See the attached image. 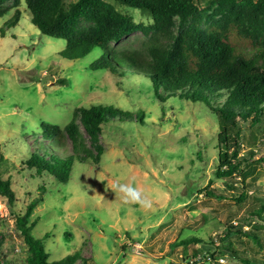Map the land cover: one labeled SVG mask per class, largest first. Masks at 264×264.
Instances as JSON below:
<instances>
[{"label":"rangeland","instance_id":"rangeland-1","mask_svg":"<svg viewBox=\"0 0 264 264\" xmlns=\"http://www.w3.org/2000/svg\"><path fill=\"white\" fill-rule=\"evenodd\" d=\"M104 1L138 24H153L149 13ZM215 1L200 0V7L209 10ZM4 8L0 156L15 201L0 196V264H30L15 221L41 198L31 217L36 222L32 234L44 243L50 263L77 255L73 264H211L208 257L215 255L227 264H264V219L251 217L252 210L264 205V164L258 161L264 147L251 158L245 182L217 180L219 121L204 104L179 97L161 102L147 79L95 69L103 54L99 48L80 60L64 59L66 41L43 35L23 0ZM17 12L20 21L10 26ZM149 39L139 31L117 47L142 49ZM91 106L134 114L133 120L102 125L98 163L76 162L66 183L24 165L38 142L50 145L38 132L42 122L64 128L77 109ZM77 124L83 145L96 156L89 135L79 120ZM258 138L264 136L246 131L241 154ZM66 142V152L52 149L73 154L72 141ZM210 181L214 195L224 199L201 192ZM241 194L245 198L238 201ZM242 223L248 226L242 232L255 233L258 241L237 233ZM191 238L200 242L178 245Z\"/></svg>","mask_w":264,"mask_h":264},{"label":"trees","instance_id":"trees-1","mask_svg":"<svg viewBox=\"0 0 264 264\" xmlns=\"http://www.w3.org/2000/svg\"><path fill=\"white\" fill-rule=\"evenodd\" d=\"M10 1L20 2L0 0V16L6 14L4 7ZM23 1L32 24L43 35L66 41L64 59L80 60L99 48L103 54L94 62L95 69L147 79L161 102L179 97L204 104L219 121L216 179L227 185L230 180L245 182L251 158L264 147V138H258L248 143L246 155L241 154L246 131H257L264 136V0H216L212 8L204 11L200 0H115L120 6L149 13L153 19L149 26L136 23L132 16L104 0ZM19 21L20 12H17L9 25L16 26ZM139 31L150 36L142 49L117 47ZM133 117V113L113 106H91L77 109L64 128L42 122L38 132L50 145L38 142L24 165L39 176L48 174L66 183L76 162L92 159L99 162L103 155L99 145L103 124L130 121ZM78 120L89 135L96 156L83 145ZM67 139L72 141L73 154L63 155L52 149L55 146L66 152ZM3 160L0 156V196L13 203L15 193L11 179H4ZM258 161L264 164V158ZM212 183L210 181L208 188L201 191L208 198L215 196ZM244 198L241 194L237 199ZM41 202L42 198L31 202L15 223L28 245L29 263L56 264L49 262L50 255L44 243L32 234L36 222H31V217ZM251 217L264 219V205L252 210ZM243 227L248 226L242 223L237 233L258 241L255 233L242 232ZM229 234L228 230L226 237ZM193 242L200 240L191 238L178 245ZM75 256L70 255L59 264H73Z\"/></svg>","mask_w":264,"mask_h":264},{"label":"built area","instance_id":"built-area-1","mask_svg":"<svg viewBox=\"0 0 264 264\" xmlns=\"http://www.w3.org/2000/svg\"><path fill=\"white\" fill-rule=\"evenodd\" d=\"M208 260L211 262V264H227V261L223 257L218 258L209 255Z\"/></svg>","mask_w":264,"mask_h":264},{"label":"clouds","instance_id":"clouds-1","mask_svg":"<svg viewBox=\"0 0 264 264\" xmlns=\"http://www.w3.org/2000/svg\"><path fill=\"white\" fill-rule=\"evenodd\" d=\"M122 190H126V191H128V190H130V189H124V188L122 187Z\"/></svg>","mask_w":264,"mask_h":264}]
</instances>
